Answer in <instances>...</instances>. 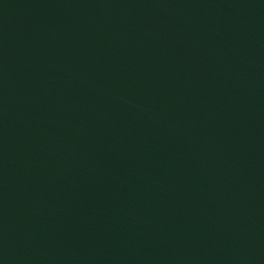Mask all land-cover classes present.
Returning <instances> with one entry per match:
<instances>
[{
    "label": "water",
    "instance_id": "1",
    "mask_svg": "<svg viewBox=\"0 0 264 264\" xmlns=\"http://www.w3.org/2000/svg\"><path fill=\"white\" fill-rule=\"evenodd\" d=\"M0 264H264V0H0Z\"/></svg>",
    "mask_w": 264,
    "mask_h": 264
}]
</instances>
